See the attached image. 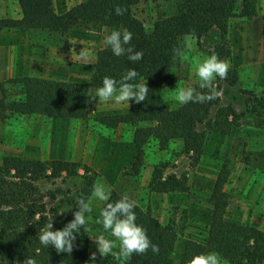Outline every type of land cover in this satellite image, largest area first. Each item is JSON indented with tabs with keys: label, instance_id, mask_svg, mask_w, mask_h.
<instances>
[{
	"label": "rangeland",
	"instance_id": "1",
	"mask_svg": "<svg viewBox=\"0 0 264 264\" xmlns=\"http://www.w3.org/2000/svg\"><path fill=\"white\" fill-rule=\"evenodd\" d=\"M254 8L250 18L229 17L223 36L211 29L196 39L193 56L203 58L215 52V45L222 47L224 52L220 58L230 62L228 74L234 76V82L229 84L217 77L218 105L230 106L236 114L234 120L228 119L227 133L197 125V130L204 133L199 156L183 153L179 139L170 140L160 148L147 135L144 124L114 128L101 125L97 117L126 112L128 106L98 103L97 97L88 103L87 115L81 119L2 112L0 161L4 156L13 155L76 162L79 166L72 175L61 173L56 178L36 181L44 194L46 208L64 210L65 198L81 186L84 176H91L93 185L103 181L115 193H129L141 208L149 209L162 224L171 228L176 234L173 253L176 259L185 240H204L212 211L211 190L222 171L225 179L221 191L226 200L223 216L264 232V36L261 34L264 0H254ZM133 12L144 26L150 27L154 20L173 13L174 3L173 0H144ZM0 16L18 17L16 0H0ZM112 30L115 29L85 23L73 24L64 34L0 30V99L8 103L22 96L19 84L9 81L14 77L87 80L95 51L107 46L104 36ZM184 39L179 40V48H183ZM82 49L89 53L87 61L79 57ZM198 83L192 64L176 59L168 84L158 93L171 109L180 105L174 99L176 87H198ZM95 92L96 89L90 95ZM215 109L216 106L211 108L210 117ZM137 155L140 156L139 171L133 174L131 167ZM154 166L160 167L164 175H184L187 189L166 193L149 191L146 185ZM50 192L55 196L51 197ZM102 205L94 201L90 214L93 219L86 226L87 232L82 226L77 234L76 241L87 246L86 264H93V252L99 255L94 240L103 229L95 220ZM222 264L227 263L222 260Z\"/></svg>",
	"mask_w": 264,
	"mask_h": 264
},
{
	"label": "trees",
	"instance_id": "2",
	"mask_svg": "<svg viewBox=\"0 0 264 264\" xmlns=\"http://www.w3.org/2000/svg\"><path fill=\"white\" fill-rule=\"evenodd\" d=\"M144 0H81L63 13H55L51 0H16L18 17L0 16V30L15 29L24 32H48L64 34L75 23H85L98 28L117 29L127 27L133 34L132 45L143 50L142 60L135 64L127 56H115L110 46L99 47L94 54V63L85 81L54 80L36 76H19L10 79L20 86L22 96L8 103L0 99V114H40L54 118L81 119L88 112L89 96L102 86L105 76L120 79L130 67H135L150 89L147 100L129 102L128 111L101 115L96 120L107 128L118 125H145V132L160 148L170 140L181 141V151L199 156L204 133L197 130L202 124L206 130L227 133L230 121L236 118L230 106L218 105V98L205 103H188L168 109L158 90L170 79L174 64L173 48H179V40L190 33L196 39L211 29L220 36L226 33L227 19L233 15L250 18L255 13L254 0H173L174 12L154 20L150 27L144 26L133 8ZM238 3V6H236ZM127 9L117 15L116 6ZM261 34L264 36V13L261 15ZM214 51L222 57L221 46ZM229 84L234 76L228 74ZM216 106L210 117V110ZM230 119V121L228 120ZM140 156L137 155L131 171H139ZM78 164L73 161L52 159L40 160L7 155L0 161V264H24L28 258L36 264H86L87 246L75 241L73 251L58 253L53 246L44 247L39 239L40 228L53 218L54 229L73 219L77 200L88 198L93 189V178L84 176L81 186L72 196L65 198L66 208H46L44 194L36 181L56 178L61 173L72 175ZM225 172L216 177L210 200L212 211L203 241L187 239L178 258H174L175 232L162 224L147 208L139 205L134 209L137 223L143 225L151 241L159 246V253L151 249L146 254H133L130 260L117 259L112 255H96L93 264H185L194 254L218 252L227 264H262L264 260V232L254 226L227 220L224 216L225 198L221 191ZM151 192L166 193L187 189L184 175L163 174L154 166L146 185ZM113 201L120 194L111 191ZM50 196L55 194L50 192ZM103 206V205H102ZM39 217L37 220L36 217Z\"/></svg>",
	"mask_w": 264,
	"mask_h": 264
},
{
	"label": "clouds",
	"instance_id": "3",
	"mask_svg": "<svg viewBox=\"0 0 264 264\" xmlns=\"http://www.w3.org/2000/svg\"><path fill=\"white\" fill-rule=\"evenodd\" d=\"M127 9L116 6L117 15H124ZM133 34L124 26L112 30L104 36V42L110 46L112 53L119 56H127L128 61L135 64L142 60L143 50H136L132 45ZM197 40L194 33L185 36L183 48H173V60L179 59L181 63L190 62L195 75L198 77L197 86L187 85L175 88V101L180 105L188 103H205L217 99L220 92L217 91L215 81L217 77L226 79L230 70V62L225 58L212 52L210 55L200 58L191 55L196 48ZM79 57L87 61L89 53L82 49ZM140 73L135 67L128 68L117 80L111 76H105L102 86L96 89L95 95H90V101L98 97V103L111 102L116 105H127L134 101L141 103L148 99L150 89L145 80H138ZM111 189L103 181H97L93 185L91 197H80L77 200L73 219L68 221L63 228L54 229L53 218H49L39 231L38 239L44 247L50 245L58 253H71L75 247L77 234L81 227L87 232V224L92 221L90 215L93 212L94 201H100L99 217L95 223L102 225L103 232L97 235L94 242L97 245L101 257L112 255L117 259L130 260L133 254L143 255L149 249L154 254L159 253V246L153 243L147 234L146 228L138 224L134 209L138 203L129 193L125 192L113 201ZM38 220L39 217L37 216ZM91 260H96V252L91 254ZM24 264H36L32 258L24 261ZM185 264H222V257L218 252H200L194 254Z\"/></svg>",
	"mask_w": 264,
	"mask_h": 264
},
{
	"label": "crops",
	"instance_id": "4",
	"mask_svg": "<svg viewBox=\"0 0 264 264\" xmlns=\"http://www.w3.org/2000/svg\"><path fill=\"white\" fill-rule=\"evenodd\" d=\"M51 1H52V7H53L55 13H57V14L63 13L70 6L77 3V2L71 3V2H74L73 0H51ZM102 29H104V28L102 27Z\"/></svg>",
	"mask_w": 264,
	"mask_h": 264
}]
</instances>
